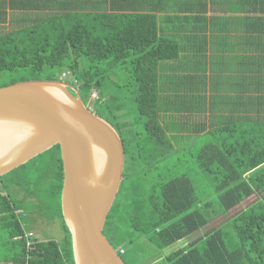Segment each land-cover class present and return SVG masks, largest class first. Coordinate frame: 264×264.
<instances>
[{"label":"trees","instance_id":"16d2710c","mask_svg":"<svg viewBox=\"0 0 264 264\" xmlns=\"http://www.w3.org/2000/svg\"><path fill=\"white\" fill-rule=\"evenodd\" d=\"M205 1L0 0V88L65 81L120 136L103 234L125 264H144L127 242L157 264H264V0ZM62 182L58 145L0 177V264L74 263ZM36 217L61 240L34 237Z\"/></svg>","mask_w":264,"mask_h":264},{"label":"water","instance_id":"95a60500","mask_svg":"<svg viewBox=\"0 0 264 264\" xmlns=\"http://www.w3.org/2000/svg\"><path fill=\"white\" fill-rule=\"evenodd\" d=\"M58 145L61 213L76 264H125L103 234L125 167L111 124L65 81L30 80L0 88V177Z\"/></svg>","mask_w":264,"mask_h":264},{"label":"rangeland","instance_id":"374dc122","mask_svg":"<svg viewBox=\"0 0 264 264\" xmlns=\"http://www.w3.org/2000/svg\"><path fill=\"white\" fill-rule=\"evenodd\" d=\"M14 14H10V18H12ZM4 29V32L9 30L10 26H9V21L6 20V24L3 25L2 27ZM120 82H123L122 80H118V83ZM120 96V95H118ZM127 115L132 118L133 120L135 119L134 117H136V111L133 109V107H129V112L127 111ZM199 145L200 144H196L193 149H191L189 151L190 154H196L199 150ZM187 151H184V153H186ZM181 155V153H179ZM193 155V156H194ZM190 155H187V157H189ZM183 168L185 169V172L187 173L188 176L191 177V179H193L196 183V186L198 188H202V183L200 182V175L196 174L193 167H192V164H187L186 166H183ZM127 172V170H126ZM22 196L20 195L19 198H21ZM48 200L51 201V198L48 197ZM250 200L246 203H249ZM243 206H238L237 208H235L234 210H232L230 213H229V216L230 215H233L236 211H238L239 209H241ZM224 219V218H223ZM222 219V220H223ZM221 219H219L218 221H214V222H211L209 223L208 225L205 226V229H208L209 231H211L212 229H214L215 227H217L221 221ZM33 234H34V237H36L37 239L39 240H56V241H60L61 238H62V231L60 229V222L55 219V220H52V221H46L45 219H42L40 217H36L33 221ZM202 232V229H200L199 231H197V233H201ZM138 241V240H137ZM182 244H175L173 245L172 247H170V250L174 251L176 249H178ZM125 247H128V254L131 256V253H132V256H134L136 258V260L139 259V257L141 256V259L140 261L141 262H144V264H157L159 263V261L157 262H153L152 261V257L149 255L148 256V252H146L144 255H143V251L140 249L138 250L135 246V244H130V242H127L126 245L124 246ZM132 248H134V250H132ZM136 253L134 255V253Z\"/></svg>","mask_w":264,"mask_h":264},{"label":"crops","instance_id":"0c3cea01","mask_svg":"<svg viewBox=\"0 0 264 264\" xmlns=\"http://www.w3.org/2000/svg\"><path fill=\"white\" fill-rule=\"evenodd\" d=\"M203 2H206L205 0H203ZM206 4L210 7V5L206 2ZM169 73V72H167ZM210 98L209 97H206L202 100V104H201V109H202V117L204 118V123H206V125L208 126L209 123H210V120L215 117V115H212V110H211V102L209 101ZM222 110H218L216 111L217 113L220 112ZM200 230V229H199ZM198 230V231H199ZM209 233V230L208 229H205V227L202 228V232L201 233H195V237L197 236H201V237H205L207 234ZM161 255L159 254H155L156 258L154 256H151L153 259L152 261L155 262V261H162L163 257L165 256V253L162 254L160 253Z\"/></svg>","mask_w":264,"mask_h":264},{"label":"built area","instance_id":"2783aa9c","mask_svg":"<svg viewBox=\"0 0 264 264\" xmlns=\"http://www.w3.org/2000/svg\"><path fill=\"white\" fill-rule=\"evenodd\" d=\"M67 73H62L60 75V78L61 80H65L67 78ZM74 84V83H73ZM97 98V94L96 93H92L91 96H90V100H91V103L93 104L94 100ZM73 264H76L75 262Z\"/></svg>","mask_w":264,"mask_h":264},{"label":"bare ground","instance_id":"6f19581e","mask_svg":"<svg viewBox=\"0 0 264 264\" xmlns=\"http://www.w3.org/2000/svg\"><path fill=\"white\" fill-rule=\"evenodd\" d=\"M119 250V249H118ZM120 251V250H119Z\"/></svg>","mask_w":264,"mask_h":264}]
</instances>
